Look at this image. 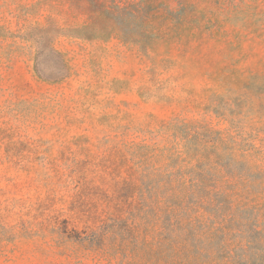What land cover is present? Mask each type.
I'll list each match as a JSON object with an SVG mask.
<instances>
[{"label":"rangeland","instance_id":"obj_1","mask_svg":"<svg viewBox=\"0 0 264 264\" xmlns=\"http://www.w3.org/2000/svg\"><path fill=\"white\" fill-rule=\"evenodd\" d=\"M0 264H264V0H0Z\"/></svg>","mask_w":264,"mask_h":264}]
</instances>
